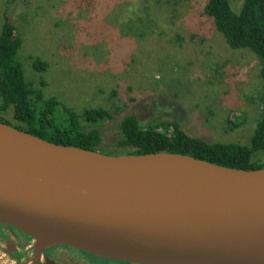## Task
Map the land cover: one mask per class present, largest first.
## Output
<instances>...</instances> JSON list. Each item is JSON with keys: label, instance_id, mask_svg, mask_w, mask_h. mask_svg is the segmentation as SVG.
I'll return each instance as SVG.
<instances>
[{"label": "water", "instance_id": "1", "mask_svg": "<svg viewBox=\"0 0 264 264\" xmlns=\"http://www.w3.org/2000/svg\"><path fill=\"white\" fill-rule=\"evenodd\" d=\"M0 226L127 264H264V168L108 155L0 122Z\"/></svg>", "mask_w": 264, "mask_h": 264}, {"label": "rangeland", "instance_id": "2", "mask_svg": "<svg viewBox=\"0 0 264 264\" xmlns=\"http://www.w3.org/2000/svg\"><path fill=\"white\" fill-rule=\"evenodd\" d=\"M230 1L239 12L243 0ZM5 2L0 0V18ZM101 2L98 18L77 0H15L9 6L28 81L38 86L44 80L46 96L78 112L124 108L120 114L137 115L143 127L173 117L189 136L249 145L263 108L258 65L249 53L230 50L210 21L199 16L205 0H192L188 15L173 29L160 19L159 30L168 31V38L185 39L181 47L157 33L141 41L125 37L126 15L118 8L128 0ZM87 5L91 9L92 0ZM29 57L46 61L48 71L35 73ZM118 123L119 118L99 126L102 148L114 145Z\"/></svg>", "mask_w": 264, "mask_h": 264}, {"label": "trees", "instance_id": "3", "mask_svg": "<svg viewBox=\"0 0 264 264\" xmlns=\"http://www.w3.org/2000/svg\"><path fill=\"white\" fill-rule=\"evenodd\" d=\"M83 11L98 16L101 0H77ZM192 0H128L122 10L125 37L137 41L167 38L181 47L185 39L179 34L168 38V31L159 30L160 19L172 29L185 18ZM15 0H6L8 6L0 18V122L8 124L49 143L98 151L108 155H144L171 153L232 169L259 170L264 168V96L262 112L258 118L249 145L215 143L186 133L179 119L163 121L143 127L135 114H120L124 108L108 111L103 108L83 109L68 107L56 97L44 94L46 83L38 86L25 76L20 59L22 41L8 12ZM100 5H98V4ZM95 5H98L95 7ZM211 23L213 31L232 51L249 53L258 65L259 78L264 91V0H243L239 12H234L230 0H205L198 12ZM129 17V18H128ZM98 18V17H97ZM132 18V19H131ZM131 19L128 23V20ZM118 24V23H117ZM195 36H190L194 39ZM157 38V37H156ZM31 69L44 74L49 64L40 58L29 57ZM119 118V135L110 149L102 148L99 126ZM178 121H176V120Z\"/></svg>", "mask_w": 264, "mask_h": 264}, {"label": "flooded vegetation", "instance_id": "4", "mask_svg": "<svg viewBox=\"0 0 264 264\" xmlns=\"http://www.w3.org/2000/svg\"><path fill=\"white\" fill-rule=\"evenodd\" d=\"M92 257L94 256L64 246L35 248V242L31 238L0 226V264H95Z\"/></svg>", "mask_w": 264, "mask_h": 264}]
</instances>
